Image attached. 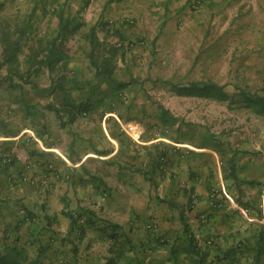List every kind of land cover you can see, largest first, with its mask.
<instances>
[{"label": "crops", "instance_id": "1", "mask_svg": "<svg viewBox=\"0 0 264 264\" xmlns=\"http://www.w3.org/2000/svg\"><path fill=\"white\" fill-rule=\"evenodd\" d=\"M46 8L57 18L19 23L35 51L79 44L54 70L23 45L35 64L2 70L0 264H264V76L255 97L172 69L220 42L255 51V28L264 58V0L33 6Z\"/></svg>", "mask_w": 264, "mask_h": 264}, {"label": "rangeland", "instance_id": "2", "mask_svg": "<svg viewBox=\"0 0 264 264\" xmlns=\"http://www.w3.org/2000/svg\"><path fill=\"white\" fill-rule=\"evenodd\" d=\"M51 0H0V22H3L6 25L1 26L2 28H10L11 31H17L19 29H24L20 24L23 23V21L34 19L35 17H43V18H53L56 17L54 15V12L52 10L50 11L48 8L46 10H43L41 13L39 10H34L33 6L36 3H40L41 7H43V3L47 4ZM54 1V0H53ZM58 4L62 2H67L68 0H56ZM80 1V0H79ZM65 13V12H64ZM40 14V16H39ZM53 15V16H51ZM251 15L254 19H258L260 17L257 12L252 11ZM256 29V28H255ZM254 29V35L253 40L250 41L252 44V48L255 49V51H252L247 54H243L240 51H234L233 57H230L231 54L229 52V45L226 43H221L217 45L219 47V53L216 57H209L206 55V52L202 49V53L200 58L191 59V60H180V63L175 66L174 70H201V71H193L188 72L187 77H190L191 74L195 76L197 79H215L217 82H230V80L234 79L232 83L236 85L235 90H237V86L242 85L245 87H249V89L253 92H257L258 89H260V83L262 76H264V58L260 57V53L256 51L257 43L254 42L255 38H257L256 30ZM45 28H41V33L43 34ZM225 30V27H219L218 34L223 33ZM225 33L226 30L224 31ZM223 33V34H225ZM15 34H17L15 32ZM25 38L29 40V43H24V45L28 46H35L37 47V44L30 43L33 39V32L27 31ZM28 35V36H27ZM236 35V33H235ZM23 38V41L24 39ZM57 44V43H55ZM61 46H64L68 52L73 51L78 44L73 42H67V44L59 43ZM49 43H40V46H42L43 50H48ZM26 46V47H28ZM47 46V47H46ZM228 46V49H227ZM202 47H206V43L203 41ZM28 49V48H27ZM32 51V50H31ZM2 59V45L0 44V61ZM176 63V60H174ZM191 63V65H189ZM26 68L24 65L22 66V70H25ZM0 74L2 73V70H8L6 66L0 68ZM211 70V71H209ZM228 70H234V71H228ZM263 70V71H261ZM183 72H180L178 75H182ZM180 77V76H179ZM232 89V88H229ZM234 90V89H233Z\"/></svg>", "mask_w": 264, "mask_h": 264}, {"label": "trees", "instance_id": "3", "mask_svg": "<svg viewBox=\"0 0 264 264\" xmlns=\"http://www.w3.org/2000/svg\"><path fill=\"white\" fill-rule=\"evenodd\" d=\"M1 7V6H0ZM28 21V20H27ZM6 25L3 22H0V44L2 45V59L0 61V68L6 66L9 70V73L12 75H18L20 70H22V66L25 65H34L35 64V55L28 57L27 59H21L20 54L23 50V38L26 35L27 31H33L31 25H28L26 22L25 26H22L24 29H19L17 31H11L10 28H2L1 26ZM15 32L17 34H15ZM47 47V46H46ZM33 54L43 50L42 46L39 45L38 50L35 51L34 47H31ZM48 50L51 53V58L37 60L38 63H43L51 67L54 70L55 65L63 59V51L62 46L60 44H55V42L49 43ZM35 51V53H34ZM65 57V56H64ZM103 70H114L113 60L106 59L103 61ZM1 76V74H0ZM1 78V77H0ZM237 90L239 93H243L246 95H252L258 97V92H253L249 89V87H240L237 86ZM205 90H213L214 86L206 85L202 87ZM218 92L223 91V87H217ZM238 94V93H237ZM256 103V102H255Z\"/></svg>", "mask_w": 264, "mask_h": 264}, {"label": "built area", "instance_id": "4", "mask_svg": "<svg viewBox=\"0 0 264 264\" xmlns=\"http://www.w3.org/2000/svg\"><path fill=\"white\" fill-rule=\"evenodd\" d=\"M122 129L124 133L129 136L131 139L135 141H141L144 139L146 135V128L143 126L141 123H139L136 120L133 119H126L121 122ZM176 148H185V146L181 143H176L175 144ZM188 149V148H187ZM215 192H213V195ZM264 195V194H263ZM154 225L153 222H150L148 224V228H152Z\"/></svg>", "mask_w": 264, "mask_h": 264}]
</instances>
